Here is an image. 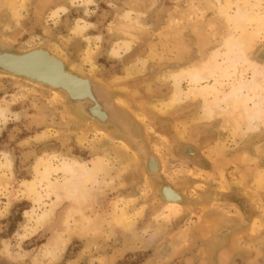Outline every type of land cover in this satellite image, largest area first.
Listing matches in <instances>:
<instances>
[{"label":"rangeland","instance_id":"obj_1","mask_svg":"<svg viewBox=\"0 0 264 264\" xmlns=\"http://www.w3.org/2000/svg\"><path fill=\"white\" fill-rule=\"evenodd\" d=\"M8 1L0 0V44L64 61L92 83L110 119L89 116V102L0 72V112L8 109L6 120L0 113V262L264 264V0H23L18 23ZM59 6L66 10L53 16ZM127 11L134 23L121 20ZM76 23L82 35L72 33ZM130 68L137 73L128 76ZM181 70L201 74L181 81L188 98L162 114L154 104L173 94L172 74ZM207 105L217 113L210 120ZM113 143L136 163L117 164ZM182 144L196 148L194 160L178 153ZM138 145L161 163L162 177L185 196L181 204L162 199ZM70 158L89 172L111 162L115 180L99 173L74 194L82 172L77 179L58 170ZM49 163L50 179L41 181ZM47 209L51 220L31 234ZM75 221L92 230L74 234L53 262L47 246Z\"/></svg>","mask_w":264,"mask_h":264},{"label":"bare ground","instance_id":"obj_2","mask_svg":"<svg viewBox=\"0 0 264 264\" xmlns=\"http://www.w3.org/2000/svg\"><path fill=\"white\" fill-rule=\"evenodd\" d=\"M90 1H92V0H90ZM174 1H176V0H174ZM7 7H8V9L11 12L14 21L16 20V22L18 23V20L20 19V16H21V11L24 10V8H25V1H23V0H16V1L11 0V1H8L7 2ZM65 10H66L65 6H59V7L56 8V10L53 11V16H56V15L59 14L60 11H65ZM122 15H123V16H121V20L122 21H125V22L126 21L127 22L131 21L130 12L127 11V12H125ZM132 22L133 21H131L130 23H132ZM74 27L75 28L72 29L73 30L72 33H75V35L76 34L82 35L85 32V29H86L84 26L83 27L80 26L79 23H76V26H74ZM141 27H142V25H141ZM84 39H86V37H84ZM132 40L133 39H128V38H126V40H124V44L126 45L127 49H131L132 48V45H133V42H134ZM238 43H240V42H238ZM31 44H32V40H30L27 43V46L29 47ZM239 45H240V47H242L243 44L240 43ZM232 46H233V44H232ZM86 54L87 55H85V59L88 60L91 63V66L95 69V63L93 61L94 53L92 51H90V50H87ZM111 54L116 56V54L114 52H111ZM5 62L13 63L14 65L19 66L22 69H26L31 74L37 75L39 77L50 78V79H53V80L58 81V82L59 81H63L74 92H78L80 94L88 93L89 86H88V83L84 79L78 78V77L70 75V74H66L64 72V69H63L62 61L57 60L56 58H54L53 56L49 55L46 52L33 51V52H30V53H28L27 55H25L24 57H21V58H18V57L16 58L15 57L14 59L13 58L5 59ZM37 63H40V64H37ZM127 72H128V76L137 73L135 68L134 69L130 68V69L127 70ZM196 73L193 72V71H182L181 70V71H179V72H177L175 74H172L173 80L176 83V84L174 83L176 85L175 88H174L175 91L173 92V94L171 96L169 95L168 99L162 100L158 104H154V108L156 110H158L160 113L166 114L167 112L171 111L173 108H176L177 105L181 104V102H183L184 99L188 98V94L183 93L181 91V89H180L181 81L185 77H188L192 82H194L195 80H198L199 79L198 75L201 74V73H199V74L198 73L196 74ZM164 75H167V73L164 74ZM161 78H162V76H161ZM202 79H203V77H202ZM7 112H8L7 108H2L1 109V112H0L1 113V117H3L4 120H6ZM253 114L254 115L252 116V118H253V120H256L258 118V116L256 117V114L257 115L259 114V110L257 108H254L253 109ZM98 115L102 119H107L108 118V115H107L106 111H104V110H101L98 113ZM216 115H217V113L215 112L214 107L212 108V107H210L208 105L204 107V118L205 119H208V120L213 119ZM200 118H201V116H200ZM194 120H196V119H194ZM161 122H162L163 125H166V121L165 120H162ZM183 129L185 131L186 128L183 127ZM184 134H185V132H184ZM237 134H239V133H237ZM44 135L46 137L48 134L47 135L44 134ZM40 138H42V137H40ZM84 141L86 142V139L83 136H80L78 142H80V144H83ZM111 146H112V148L114 150L113 152L117 156V164L122 165V167H123V165H125V164L130 165V164H132L134 162L136 163V159L133 156V154L130 153L128 147H126L125 145L116 144V143L115 144L113 143V145H111ZM182 151L184 153H186L187 155H189L190 157L192 156V154H194L193 151H191V150H189L187 148L183 149ZM110 163L109 162L105 163L103 161L99 166H96L94 172L92 170H91L92 172H89L90 170L87 171V170H85L84 168L81 167L80 162H79V160L77 158H70L68 160L67 159L64 160V162L61 164V167H59L58 170H61L62 172H64L67 175H70L71 178H77V179H78V173L82 172V174H80L81 177L79 176L81 179H78L77 182H75V183H71L74 186V188L71 189V191L75 194V193L78 192L79 187H83V186H80V185H82L85 181H87V180H89V181L96 180L97 181V177H98L99 173H103L106 176L110 177L111 181L115 180V178H112L113 176H111V171H114V170L116 171L117 168L115 167V165L114 166L111 165L112 166V168H111L110 167ZM159 163H158L157 160L156 161L152 160L150 162L151 169L152 170H156L157 168H159V166L161 164V163L160 164ZM8 165H9V163H8ZM50 165H51V163H49L48 167H45L44 172L41 173V181H49L50 176H51V173H50V167L51 166ZM128 165H126V166H128ZM102 178H105V176H103ZM93 182H95V181H93ZM49 187L52 189L53 192H57L59 190V187L57 185H55V184H51L50 183ZM32 190L34 192L35 198L39 200L41 198V196H40V193L37 191V188H36L35 185H32ZM79 193H81V192L79 191ZM163 195H164V197L166 196L165 198L166 199L168 198L167 200H169V201H171L173 199L175 200V199H178V198L181 197L180 193L176 189L174 190V188L169 187V186H167L166 188L163 189ZM56 196H57V200H61L62 199L61 195H59L58 193H56ZM52 210L53 209H47V210H44L42 212V214L36 215V217L34 218L36 227L31 229V231H30L31 234L36 232L38 228H40L43 225H46L51 220V216H52V213H53ZM77 213L78 212L76 211L75 214H77ZM119 221H120V224L123 226V228L124 229H128V230L133 229L135 227V224H136V222H134V221L131 222V221L127 220V219H120ZM96 224L100 225L99 222H97ZM74 225H75L74 229L69 231L70 233L67 232L68 233L67 236L57 235V236H55L53 238V240H51L50 244L47 246V248H46L47 255L51 256L53 262H58L62 258L63 254L67 250V247H68V245H69V243L71 241V237L74 234L75 235L83 234V233H86V232H83L82 230H84V231L86 230L87 232L89 230L88 227L86 228V226L83 224V222L75 221ZM165 226H167V225L165 224ZM165 226H164V224H161V226L158 228V230L156 231V232H158V233H156L158 236H160V234H159L160 232L162 234H163V232H165V230H166ZM90 230H92V229H90ZM73 263L74 262H72V264Z\"/></svg>","mask_w":264,"mask_h":264},{"label":"water","instance_id":"obj_3","mask_svg":"<svg viewBox=\"0 0 264 264\" xmlns=\"http://www.w3.org/2000/svg\"><path fill=\"white\" fill-rule=\"evenodd\" d=\"M33 51H43V52H46L49 55L53 56V54H51L50 52H48L47 50H44V49H32V50L27 51V52H24V51L23 52H19V51H15L14 49H12L9 45L0 44V72L4 73V74H8V75L24 78V79H26V80H28L30 82H34V83H37V84H42V85L48 86V87H50L52 89L59 90V91L63 92L72 102H74L76 104L89 102L90 105L85 108L87 114L89 116H91L92 118L98 120L101 123L108 122V120L110 119V116H109L108 112L104 109V107L102 106V103L98 100L97 95H96L95 91L93 90L92 83L89 80H87L86 78L81 77V76L73 73L72 71H69L67 69V66H66L65 62L62 61L61 59L59 61H62L63 69H64V72L66 74H70V75L76 76L78 78L84 79L88 83V86H89L88 93L80 94L78 92H74L63 81H59L58 82V81H55V80L50 79V78L39 77L37 75L31 74L26 69H22L21 67L14 65L13 63L5 62V59H9V58H13L14 59L15 57L16 58L17 57L21 58V57H24L25 55H27L28 53L33 52ZM101 110L106 111V113L108 115L107 119H102L98 115V113ZM136 148H137L136 152L140 156H142L143 159H144L146 170L150 174L155 175L157 177L158 189H159V192H160V195H161L162 199L165 202H167V203L181 204L184 201L185 196L182 194V192H180L176 188L175 189L181 195L180 198L175 199V200L173 199V200L169 201V200H167L164 197L163 189L166 188L167 186L172 187V188H174V187L171 186L168 182H166V180L162 177V175H161V165L156 170H152L151 169L150 162L152 160H154V161L157 160L158 161V159L153 157V156H151L148 153V151H147L145 146L142 147L141 145H138V147H136ZM185 148L193 151L194 154H192V156L190 157L189 155H187L186 153H184L182 151ZM178 153L181 156H183V157H185L187 159H190V160H194L197 157V155H198V152H197L196 148L194 146L188 145V144L180 145L179 148H178ZM0 264H11V263L0 262Z\"/></svg>","mask_w":264,"mask_h":264}]
</instances>
